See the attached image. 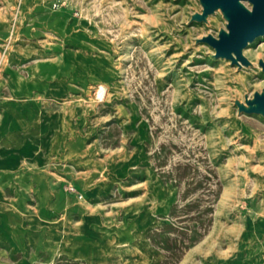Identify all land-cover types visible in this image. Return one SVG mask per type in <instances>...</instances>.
Returning <instances> with one entry per match:
<instances>
[{
    "label": "rangeland",
    "instance_id": "374dc122",
    "mask_svg": "<svg viewBox=\"0 0 264 264\" xmlns=\"http://www.w3.org/2000/svg\"><path fill=\"white\" fill-rule=\"evenodd\" d=\"M198 9L0 0V264H264V36L237 70Z\"/></svg>",
    "mask_w": 264,
    "mask_h": 264
},
{
    "label": "water",
    "instance_id": "95a60500",
    "mask_svg": "<svg viewBox=\"0 0 264 264\" xmlns=\"http://www.w3.org/2000/svg\"><path fill=\"white\" fill-rule=\"evenodd\" d=\"M197 1L199 9L190 15L188 24L201 22L210 27V18L215 15L224 21V28L218 30L217 37L208 34L196 38L195 44H207L214 51V58L229 61L237 70L254 67L242 55V50L257 37L264 36V0ZM257 64L264 72V60L259 59ZM232 104L237 107L238 115L257 114L264 118V88L254 92L252 96L244 93L242 98L235 97Z\"/></svg>",
    "mask_w": 264,
    "mask_h": 264
},
{
    "label": "crops",
    "instance_id": "0c3cea01",
    "mask_svg": "<svg viewBox=\"0 0 264 264\" xmlns=\"http://www.w3.org/2000/svg\"><path fill=\"white\" fill-rule=\"evenodd\" d=\"M17 73H11V72H3V78L2 82L7 85L6 92L8 94H12L15 97H22V98H29L33 94H35V90L31 87L23 89V90H18L15 87V79L17 78ZM28 84V83H27ZM41 93V92H40ZM43 94V93H42Z\"/></svg>",
    "mask_w": 264,
    "mask_h": 264
},
{
    "label": "bare ground",
    "instance_id": "6f19581e",
    "mask_svg": "<svg viewBox=\"0 0 264 264\" xmlns=\"http://www.w3.org/2000/svg\"><path fill=\"white\" fill-rule=\"evenodd\" d=\"M248 46V45H247ZM261 59V58H260Z\"/></svg>",
    "mask_w": 264,
    "mask_h": 264
}]
</instances>
